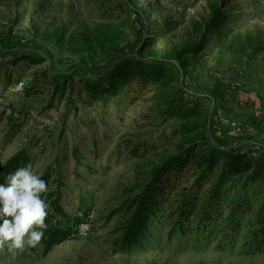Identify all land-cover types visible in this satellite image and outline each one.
<instances>
[{"label": "rangeland", "instance_id": "1", "mask_svg": "<svg viewBox=\"0 0 264 264\" xmlns=\"http://www.w3.org/2000/svg\"><path fill=\"white\" fill-rule=\"evenodd\" d=\"M220 12L231 22L209 27ZM164 22L176 25L157 36ZM124 56L172 66L139 98L82 103V81ZM192 142L264 157V0H0V167L24 150L35 172L53 170L62 207L88 231L46 256L2 248L0 264H264L247 230L169 237L152 221L140 245L115 247L128 202ZM251 207L264 213V192Z\"/></svg>", "mask_w": 264, "mask_h": 264}, {"label": "trees", "instance_id": "2", "mask_svg": "<svg viewBox=\"0 0 264 264\" xmlns=\"http://www.w3.org/2000/svg\"><path fill=\"white\" fill-rule=\"evenodd\" d=\"M233 16L230 12L217 13L209 27L220 26L221 21L230 23ZM163 24L155 33L157 36L164 28L176 25ZM119 60L121 65L108 72L105 78L82 81V103L88 105L106 98H125L129 94L139 98L144 91L153 90L155 85L162 83L167 66L171 65L164 60L135 56H124ZM24 61L35 65L41 64L43 59L26 56ZM57 92L55 88L54 95ZM18 131L19 126H13L4 139L12 141ZM197 149L198 145L189 143L152 171L140 194L126 205L128 216L117 229L120 234L114 242L117 249L129 251L140 245L152 221H167L169 237L195 234L205 240L209 239V234L219 233L233 241L241 231L247 230L251 239L258 241L257 248L263 246L264 213L254 215L251 201L264 192V157L252 158L245 152L226 148ZM30 161L26 151L16 152L0 167V182L9 172ZM42 173L49 185L46 196L51 205L46 220L48 228L39 245L46 256L54 246L77 238L79 219L61 205L64 187L60 177L55 178L51 169ZM82 216L85 219L86 214Z\"/></svg>", "mask_w": 264, "mask_h": 264}, {"label": "clouds", "instance_id": "3", "mask_svg": "<svg viewBox=\"0 0 264 264\" xmlns=\"http://www.w3.org/2000/svg\"><path fill=\"white\" fill-rule=\"evenodd\" d=\"M31 164L9 172L0 182V249L14 260L27 248H36L45 237L51 205L48 182Z\"/></svg>", "mask_w": 264, "mask_h": 264}, {"label": "bare ground", "instance_id": "4", "mask_svg": "<svg viewBox=\"0 0 264 264\" xmlns=\"http://www.w3.org/2000/svg\"><path fill=\"white\" fill-rule=\"evenodd\" d=\"M83 228H84L85 233H87V232H88V231H87V226L84 225V224H80V225H78V227H77V231H78V232H83Z\"/></svg>", "mask_w": 264, "mask_h": 264}, {"label": "built area", "instance_id": "5", "mask_svg": "<svg viewBox=\"0 0 264 264\" xmlns=\"http://www.w3.org/2000/svg\"><path fill=\"white\" fill-rule=\"evenodd\" d=\"M22 86V84H18L17 85V87H21ZM83 232H84V234H83V237L85 236V231H84V228H83Z\"/></svg>", "mask_w": 264, "mask_h": 264}]
</instances>
